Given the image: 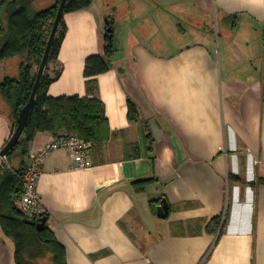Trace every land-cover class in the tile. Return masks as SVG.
I'll use <instances>...</instances> for the list:
<instances>
[{
    "label": "crops",
    "instance_id": "1",
    "mask_svg": "<svg viewBox=\"0 0 264 264\" xmlns=\"http://www.w3.org/2000/svg\"><path fill=\"white\" fill-rule=\"evenodd\" d=\"M105 18L116 53L93 79L109 138L85 168L49 152L37 182L67 264H264V0H92L63 15L50 97L89 96L84 63L104 54ZM21 62L0 60V151L17 123L1 84ZM53 137L2 168L24 169ZM14 253L0 226V264Z\"/></svg>",
    "mask_w": 264,
    "mask_h": 264
},
{
    "label": "trees",
    "instance_id": "2",
    "mask_svg": "<svg viewBox=\"0 0 264 264\" xmlns=\"http://www.w3.org/2000/svg\"><path fill=\"white\" fill-rule=\"evenodd\" d=\"M91 2L92 0H67L63 15L86 9ZM59 3L60 0H57L51 6L38 9L35 6L36 0H0V60L22 57L20 80L6 79L1 84L3 91L15 102L16 121L20 110L29 101ZM62 25L63 16L45 70L50 62L57 60L63 36ZM115 53L113 37L110 38L106 33L104 54L86 58L83 75L87 79L88 97H50L48 86L58 74L50 78L44 71L26 128L17 145L6 157L18 149L26 155L38 133L75 135L91 142L94 147H103L110 132L105 108L96 95L97 85L93 78L111 68V58ZM34 68L37 71H33ZM127 108L128 119L136 120V105L128 101ZM22 170L23 168L17 170L3 167L0 176V226L5 236L14 242L16 264H67L66 251L54 233L46 226L38 231V221L28 219L18 204L22 193ZM41 218L47 219L44 214ZM214 222L219 227L221 218L214 219Z\"/></svg>",
    "mask_w": 264,
    "mask_h": 264
},
{
    "label": "built area",
    "instance_id": "3",
    "mask_svg": "<svg viewBox=\"0 0 264 264\" xmlns=\"http://www.w3.org/2000/svg\"><path fill=\"white\" fill-rule=\"evenodd\" d=\"M57 149H66L70 152L75 168H85L88 166L92 143L75 135L60 134L54 136L44 147L28 156L27 163L21 173L22 193L18 204L30 220L39 221L43 215L42 201L37 192V182L47 154ZM5 161V158L0 160L2 165Z\"/></svg>",
    "mask_w": 264,
    "mask_h": 264
},
{
    "label": "water",
    "instance_id": "4",
    "mask_svg": "<svg viewBox=\"0 0 264 264\" xmlns=\"http://www.w3.org/2000/svg\"><path fill=\"white\" fill-rule=\"evenodd\" d=\"M67 0H60L58 9H57V13L55 16V20L53 22V26H52V30L44 51V55L41 61V64L38 68L37 71V75H36V79H35V83L29 98V101L27 102V104L20 110L19 112V116L17 119V123H16V128L10 138V140L8 141V143L3 147V149L0 151V160L1 158H6V156L8 155V153L17 145V143L19 142L25 128L26 125L28 123L30 114H31V110H32V105L35 99V95L39 86V83L41 81V78L43 76V73L45 71L46 65L48 63V57H49V53L56 35V32L58 30L59 27V23L60 20L63 16L64 13V8L66 5ZM105 24L107 26L106 28V33L109 34V37H112V26L110 25V21L109 19L105 20ZM2 168V164L0 162V169ZM168 206L166 204V202L164 200L161 201L160 205L157 207V217L164 219L166 218V216L168 215ZM46 218H41L37 224H36V228L38 231H41L44 229L45 227V223H46Z\"/></svg>",
    "mask_w": 264,
    "mask_h": 264
},
{
    "label": "rangeland",
    "instance_id": "5",
    "mask_svg": "<svg viewBox=\"0 0 264 264\" xmlns=\"http://www.w3.org/2000/svg\"><path fill=\"white\" fill-rule=\"evenodd\" d=\"M48 1L49 0H36V5L35 6L38 9L45 8V7H47L46 3L48 4ZM105 20H106V18L104 19V23H105Z\"/></svg>",
    "mask_w": 264,
    "mask_h": 264
}]
</instances>
